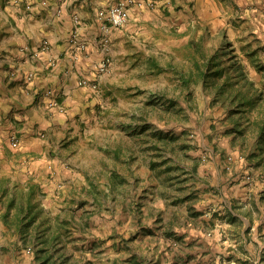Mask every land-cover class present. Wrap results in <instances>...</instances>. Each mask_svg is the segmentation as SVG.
<instances>
[{
	"label": "rangeland",
	"instance_id": "1",
	"mask_svg": "<svg viewBox=\"0 0 264 264\" xmlns=\"http://www.w3.org/2000/svg\"><path fill=\"white\" fill-rule=\"evenodd\" d=\"M191 2L189 41L174 48L153 45L158 54L141 63L143 74L103 96L104 112L95 114L105 118L93 123L99 130L93 144L88 134L72 158L60 149L52 152L74 171L55 181L57 170L50 165L46 183L35 185L33 196L45 200L46 210L21 204L24 192L13 187L19 204L12 206L17 211L12 223L32 259L264 264V0L252 6ZM216 52H225V66L233 60L244 66L254 82L253 106L215 101L216 85L204 81L196 62ZM90 85L103 94L99 81ZM119 101L125 109L117 108ZM108 130L125 135L117 149ZM9 190L0 196V210L7 207ZM208 234L219 236L218 246L210 244L215 249L205 247Z\"/></svg>",
	"mask_w": 264,
	"mask_h": 264
},
{
	"label": "crops",
	"instance_id": "2",
	"mask_svg": "<svg viewBox=\"0 0 264 264\" xmlns=\"http://www.w3.org/2000/svg\"><path fill=\"white\" fill-rule=\"evenodd\" d=\"M118 1L0 0V196L11 190L7 207L0 210V264H41L24 249L22 232L12 223L17 213L12 206L19 204L13 187L24 192L21 204H35L37 211L44 212L45 200L30 196L35 185L46 183L48 167L57 170L55 181L74 171L70 161L52 152L60 149L64 158H72L88 134L93 144L99 136L93 123L105 118L95 114L104 112L103 96L126 89L125 79L143 74L141 63L158 54L153 45L169 43L174 48L189 41L185 29L195 17L192 0H142L154 1L155 6H132L128 22L115 27L102 12ZM235 1L252 6L260 0ZM106 24L108 31L103 29ZM45 40L50 46L42 50ZM106 56L112 58L111 70L99 75L98 64ZM97 81L103 94L90 85ZM117 108L126 105L119 101ZM108 132L117 149L125 135ZM15 136L17 146L12 143ZM206 238L210 239H203L206 249L219 245L218 235Z\"/></svg>",
	"mask_w": 264,
	"mask_h": 264
},
{
	"label": "trees",
	"instance_id": "3",
	"mask_svg": "<svg viewBox=\"0 0 264 264\" xmlns=\"http://www.w3.org/2000/svg\"><path fill=\"white\" fill-rule=\"evenodd\" d=\"M193 44L196 45L195 42ZM224 54L225 52H216L210 57L204 54V62L200 60L196 62L204 81L212 80L216 85L215 101L224 103L229 101L233 104L236 103L237 107L246 106L247 104L253 106L257 99L254 94L249 95L254 84L253 80L250 79L244 66L239 61L233 60L229 66H225ZM230 67L236 70V74H233L231 70L228 71ZM182 76L184 83L189 84L190 78L184 74ZM30 197L31 199L34 198L33 192ZM12 203L14 204V201ZM35 218L36 215L30 221L35 220Z\"/></svg>",
	"mask_w": 264,
	"mask_h": 264
},
{
	"label": "built area",
	"instance_id": "4",
	"mask_svg": "<svg viewBox=\"0 0 264 264\" xmlns=\"http://www.w3.org/2000/svg\"><path fill=\"white\" fill-rule=\"evenodd\" d=\"M148 5L150 7L155 6L154 1H142V0H119L117 3L112 5L108 12H102V15L106 17V19L110 22L112 26L120 27L125 25L129 18H130V9L132 6H143ZM75 19L79 21V17L75 16ZM103 29L105 31L109 30V25H103ZM106 42V40H105ZM50 46V43L48 40H45L44 43L41 46L42 50H47ZM111 67V58L106 56L99 64H98V70L102 74H106ZM85 81H81V83H84ZM93 87H98L97 83L93 84ZM56 104L58 102L56 101ZM12 143L14 146H17L19 144L18 138L15 136L12 138Z\"/></svg>",
	"mask_w": 264,
	"mask_h": 264
}]
</instances>
